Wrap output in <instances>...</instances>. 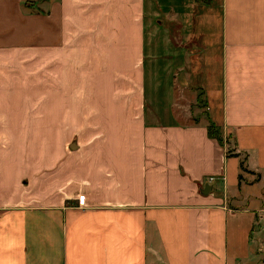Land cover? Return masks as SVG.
<instances>
[{"label":"crops","instance_id":"0c3cea01","mask_svg":"<svg viewBox=\"0 0 264 264\" xmlns=\"http://www.w3.org/2000/svg\"><path fill=\"white\" fill-rule=\"evenodd\" d=\"M145 1L0 0V70L26 41L46 52L49 106L56 73L63 106L79 74L92 139L69 145L77 163L50 152L46 193L33 178L25 195L23 147L2 145L0 115V264H264V0H211L217 32L193 35L216 43L220 142L190 103L145 123Z\"/></svg>","mask_w":264,"mask_h":264},{"label":"rangeland","instance_id":"374dc122","mask_svg":"<svg viewBox=\"0 0 264 264\" xmlns=\"http://www.w3.org/2000/svg\"><path fill=\"white\" fill-rule=\"evenodd\" d=\"M210 2L211 0L208 4L195 0L145 1L143 99L147 109L146 124H161L159 119L166 110L168 101L172 103L171 107L178 117L183 113L184 104L190 103L192 117L208 120L209 133L217 135L215 124L219 118L220 72L215 56L216 43L202 42L201 35L199 39L193 37L197 30L203 34L217 32V12L212 16L205 8ZM217 4L214 6L217 7ZM201 19L202 23L199 22ZM197 23L201 26L196 27ZM210 23L214 24L211 30ZM25 44L28 46L24 47L22 57L19 56L22 61H18L19 66L14 68L8 58L0 70V84L4 87L0 96L9 102L0 106V115L7 117V121L1 122L7 125V128L1 131V135L7 138V142H2V145L23 147V186L25 195H31L38 193V189L32 186L33 178L34 183H39L40 194L46 193L50 152L57 162H62V154H65L70 155L72 161L77 163L79 155L71 152L69 145H89L92 139L85 135L89 134V130L86 133V128H82L89 123L81 119V115H85L88 108L80 104L79 89L76 88L79 74L67 76L72 87L68 95L72 103L63 106L58 105V95L62 92L58 89V83L63 80L56 73L57 87L56 91H53L56 93V105L49 106L50 86L53 87L54 83L49 82L47 53L37 55L32 50L30 41ZM12 62L15 63V59ZM51 77L53 79V75ZM64 109L70 115L65 122L60 116ZM53 113L57 119L55 132L50 131L49 117ZM212 118L217 122L211 121ZM10 119L14 121L11 122ZM20 125H23L22 130ZM37 173L38 177L35 176ZM257 227H260L259 224Z\"/></svg>","mask_w":264,"mask_h":264},{"label":"trees","instance_id":"16d2710c","mask_svg":"<svg viewBox=\"0 0 264 264\" xmlns=\"http://www.w3.org/2000/svg\"><path fill=\"white\" fill-rule=\"evenodd\" d=\"M195 1H196V2H203L204 4H208V1H209V0H195ZM207 134H208L209 137L214 138V139H216L218 142H220V139L218 138V136H217V135H216V136L211 135V134L209 133V130L207 131Z\"/></svg>","mask_w":264,"mask_h":264},{"label":"built area","instance_id":"2783aa9c","mask_svg":"<svg viewBox=\"0 0 264 264\" xmlns=\"http://www.w3.org/2000/svg\"><path fill=\"white\" fill-rule=\"evenodd\" d=\"M211 181H213V178H208V182H211Z\"/></svg>","mask_w":264,"mask_h":264}]
</instances>
